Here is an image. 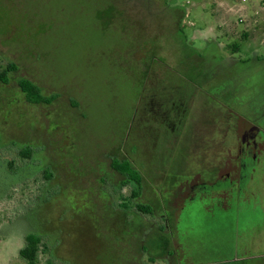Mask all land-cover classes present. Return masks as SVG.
<instances>
[{"label":"flooded vegetation","instance_id":"obj_1","mask_svg":"<svg viewBox=\"0 0 264 264\" xmlns=\"http://www.w3.org/2000/svg\"><path fill=\"white\" fill-rule=\"evenodd\" d=\"M145 1L123 3L124 10L133 5L135 11H149L156 17L153 25L132 22L138 33L148 26L158 31L182 23L180 13L185 9L173 0H158L157 6ZM177 32L178 38L185 39L183 31ZM143 38L136 35L138 42ZM204 40L207 51H213L193 50L188 56L194 74L190 87L168 80L153 63L140 61L139 82L132 84L130 92H135L127 98L130 112L123 121V147L109 143L93 154V162L84 152H78L76 159L67 156L74 142H68L67 129L62 134L55 124L52 115L60 113L49 112L47 126L34 119L35 108L52 105L60 94L66 96L63 90L50 83L46 91L30 78L14 77L18 71L14 61L0 70V90L8 91L17 127L30 130L32 137L26 143L17 136L15 158L42 169L37 182L39 190L43 187L44 203L50 185L62 192L67 187L59 174L68 159L76 169V193L83 211L75 209L77 218L82 228L85 218L90 222L99 252L105 243L102 235L98 237L104 225L116 241H124L121 249L137 264L143 257L151 264L157 258L163 264H249L264 259V206L254 194L264 192V88L259 93L251 81L254 71L244 73L253 70L248 67L250 59L224 55L215 39ZM36 89L42 98L33 93ZM74 100L69 101L76 109L81 101ZM70 126L79 128V121ZM43 131L49 135L48 142L41 140ZM52 147H60L61 164L50 157ZM34 155L39 162L32 159ZM46 167L52 169L48 174ZM86 193L90 206L82 199ZM68 208L56 204L42 223L50 235L59 223L63 226L56 233L59 242H54L62 249L69 236L63 217L74 212ZM49 238L54 247L53 236Z\"/></svg>","mask_w":264,"mask_h":264},{"label":"rangeland","instance_id":"obj_2","mask_svg":"<svg viewBox=\"0 0 264 264\" xmlns=\"http://www.w3.org/2000/svg\"><path fill=\"white\" fill-rule=\"evenodd\" d=\"M125 2L146 1L0 0V70L14 61L18 66L14 77L30 78L48 88L46 91H50L48 85L52 83L65 92L66 96L60 94L52 105L36 107L34 119L47 126V114L53 110L60 113L52 117L62 134L68 130V142H74L67 151L72 159H76L78 152H84L93 162V154L109 143L117 142L123 147V121L130 112L127 98L135 92H130L132 84L139 82L141 60L153 63L168 80L190 87L194 74L188 68V56L193 50L212 53L213 48L208 51L205 48L204 38L215 39L222 54L245 62L250 59L248 67L253 70L246 69L244 73L254 71L251 81L256 83L259 93L264 88V0H173L185 9L180 13L182 23L173 28L164 26L161 31L148 26L142 33L135 30L132 22L153 25L156 17H151L149 11H135L133 5L130 11L124 10ZM152 3L157 6L155 3L159 1ZM127 21L132 26L128 27ZM179 30L185 39L178 38ZM136 35L144 37L143 41H136ZM19 81L23 83L22 79ZM7 92L0 90V264H26L19 250L30 233L43 238L36 264H137L129 261L128 253L121 249L120 243L124 241H116L113 234L103 230L104 225L102 234H98L105 239L100 252L88 219L85 218L83 228L80 226L76 210L80 214L83 211L76 193V169H72L68 159L59 174L67 187L62 192L57 185H50L47 202L42 201L43 187L39 190L37 182L42 169L30 163L21 164L15 158L18 156L15 147H19L17 136L26 143L32 137L30 130L18 129ZM74 99L81 101L76 109L70 102ZM77 121L79 128H72L70 125H76ZM40 136L42 141H49L46 131ZM53 140L54 136L50 138ZM48 153L54 162L62 163L60 147H52ZM39 158L32 157L35 162ZM44 170L48 174L52 169ZM254 194L264 206V192ZM82 199L86 206L90 204V194L86 193ZM56 204L67 208L69 205L74 210L63 217L69 231L63 249L56 245L59 242L56 233L63 226L60 223V228L54 226L56 229L50 235V229L42 224L44 218L54 213ZM51 236L56 243L54 247L48 243ZM138 263L151 264L144 257ZM154 264L163 262L157 258Z\"/></svg>","mask_w":264,"mask_h":264},{"label":"trees","instance_id":"obj_3","mask_svg":"<svg viewBox=\"0 0 264 264\" xmlns=\"http://www.w3.org/2000/svg\"><path fill=\"white\" fill-rule=\"evenodd\" d=\"M2 76H4V74H2ZM27 83L28 82L25 81V85ZM33 93L36 95V97L42 98L41 95H39L37 89L33 90ZM28 155H29V153L23 154V156H28ZM41 245H42L41 237L36 235V234H34V233H30L25 238V244L19 250V255L26 262V264H36L37 263V261H38V252H40V250H41Z\"/></svg>","mask_w":264,"mask_h":264},{"label":"crops","instance_id":"obj_4","mask_svg":"<svg viewBox=\"0 0 264 264\" xmlns=\"http://www.w3.org/2000/svg\"><path fill=\"white\" fill-rule=\"evenodd\" d=\"M250 264H264V259H259L258 261L251 262Z\"/></svg>","mask_w":264,"mask_h":264}]
</instances>
